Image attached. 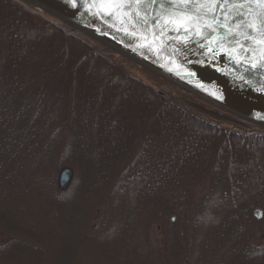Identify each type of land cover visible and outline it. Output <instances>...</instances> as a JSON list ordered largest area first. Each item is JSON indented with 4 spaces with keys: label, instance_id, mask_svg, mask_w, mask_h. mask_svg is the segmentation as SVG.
<instances>
[{
    "label": "trees",
    "instance_id": "1",
    "mask_svg": "<svg viewBox=\"0 0 264 264\" xmlns=\"http://www.w3.org/2000/svg\"><path fill=\"white\" fill-rule=\"evenodd\" d=\"M28 29L42 36L49 33L54 48L59 47L49 62L31 73L26 72L29 56L19 50ZM69 37L78 46L71 42L70 48ZM72 49L77 51L74 60L68 57ZM36 107L41 109L39 115L32 113ZM55 112L57 126L51 127ZM58 127L68 132L73 128L67 135V165L73 168L70 193L95 187L88 237L106 222L118 193L114 191L119 183L111 181L113 173L137 183L132 206L135 213L143 214L138 238H129L131 212L118 230L127 244L126 264H185L186 258L191 264L205 209L210 217L213 206L223 199L218 220L210 223L206 218L201 224L202 247L214 245L217 264H264V180L255 178L262 164L250 159V143L264 134L226 130L192 107L167 100L91 50L84 40L66 36L53 22L35 20L12 0H0V261L14 258L44 264L50 249H56L37 237L47 233L39 215L33 220L28 216L31 176L39 178L47 196L52 192L51 201L63 203L59 194L68 187H58L56 169L41 178L33 164L42 153L41 143L46 149L53 145V135L47 136V131L53 133ZM42 154L43 161L46 154ZM247 181L250 187L240 193ZM197 182L205 192L194 190ZM230 197L236 201L231 203ZM66 222L65 233L71 229L75 233L73 254L87 239L75 242L81 229L74 216L68 215ZM152 225L160 234L157 246L149 237ZM257 229L258 243L249 237Z\"/></svg>",
    "mask_w": 264,
    "mask_h": 264
},
{
    "label": "water",
    "instance_id": "2",
    "mask_svg": "<svg viewBox=\"0 0 264 264\" xmlns=\"http://www.w3.org/2000/svg\"><path fill=\"white\" fill-rule=\"evenodd\" d=\"M23 1L264 133V0Z\"/></svg>",
    "mask_w": 264,
    "mask_h": 264
},
{
    "label": "rangeland",
    "instance_id": "3",
    "mask_svg": "<svg viewBox=\"0 0 264 264\" xmlns=\"http://www.w3.org/2000/svg\"><path fill=\"white\" fill-rule=\"evenodd\" d=\"M14 1L19 7L26 12L30 13L35 17V20L37 21H50L56 24L63 33L67 36L69 34H72L76 37H79V39L84 40L88 43V45L91 47V50L99 53L101 56H103L105 59L109 62H112L118 66H120L130 77L139 80L140 82H143L147 84L149 87L153 88L155 91L159 92L164 98L170 101H174L176 103L181 104L182 106L186 107L189 106L192 107V110L195 112H198L199 114L208 115L216 120H221L222 122L214 121L213 123H216L224 127L226 130H234V131H242L236 128V125L233 127V124H239L242 126H246L249 128H255L256 125L253 123H250L246 120H243L242 118H239L238 116L234 115L233 113H230L226 110H223L222 108H219L201 98H199L196 95H193L192 93L184 90L183 88H180L179 86L169 83V81L159 77L158 75L146 70L145 68L137 65L135 62L125 58L124 56L116 53L112 49L105 47L95 39L82 34L76 29H73L72 27L68 26L64 22L59 21L58 19L52 17L48 13L42 11V9H39L35 6H31V4L23 1V0H12ZM29 34H25L26 40L25 42L20 46L19 50L22 51V54L29 56V61L27 63L28 68L26 67V72L31 73V69L37 67L38 65H42V63L49 62L48 60H51L50 54H53L54 52V44L52 40V35H49V33L44 34L43 36L37 33V31H32L31 29L27 30ZM48 37V38H47ZM68 46L70 48H73L74 46L71 44L74 43L76 46H78V42L71 37L68 38ZM57 45L59 46L58 42ZM64 47V46H61ZM59 48V47H57ZM56 48V49H57ZM84 48V47H83ZM55 49V50H56ZM64 49V48H63ZM75 49V48H74ZM72 49L71 52L69 51L70 60H74L77 56V51ZM58 50V49H57ZM78 50V49H77ZM61 51V50H60ZM64 51V50H63ZM66 51V50H65ZM67 56V55H66ZM53 59V57H52ZM64 66V65H63ZM33 73H36V71H32ZM39 74V73H36ZM92 108V107H88ZM77 109H79V106H77ZM40 108L36 107L32 109V113L39 115ZM93 111V109L91 110ZM45 112V111H44ZM42 115H45V113H42ZM53 120L51 123V127H56L58 122V112H55L53 115ZM233 124H232V123ZM45 129V128H44ZM48 130H50L48 128ZM45 131V130H43ZM73 131V128L69 130H63L62 128H56L55 132L51 133V131H47V136L50 134L53 135L54 141L52 142L53 145H49L47 149L44 146V142L41 143L42 147V153L46 155L42 161L43 154L40 153L39 157L35 162H33L34 165L38 166L40 172L41 178H46L48 173H51L53 169H56V172L54 173L56 176L58 174V171L62 167H68L71 171V180L68 183V188L66 191L62 194H59V199L63 202L61 205L56 203L54 200L51 201V198L48 196L50 193H48V196L45 193L44 187L41 185V181L39 182V178L36 180L34 176H31L30 179V186H29V219L33 220L34 216L37 214L39 215V220L45 227L47 226V233L42 232L38 233L37 237H40L42 241L47 242L48 241V248L50 246H54L56 249L52 250L50 249L51 255H49V260L45 261L44 264H81L80 262H86L88 261L89 264H126L125 257H127V254H125V249H127L126 241H122L123 239H120L119 237V228L124 227L123 220L127 216L128 212H131L133 215V218L129 221L130 228H131V234L129 238L132 240L138 238L139 235V226L138 224L141 222V219H143V214L141 213H135V210L132 206L133 203V197L134 192L136 190L137 183L133 180L128 181L127 177H125V174H119V173H113V176L111 178V181L114 183H119L118 188L115 189V197L113 200V203L106 212L107 213V220L104 222L103 226L100 227L98 230H95L94 233H90L88 237V231L87 226L89 225V218L94 216V209L93 213L91 214V204L93 203V200L95 198L94 189L87 188L84 190H81L77 194L70 193L71 186H72V175H73V168L71 165H67V162L69 160V149L70 145L68 146L67 143L68 136ZM46 132V131H45ZM245 132V131H244ZM247 133V132H246ZM248 133H256V134H264L259 131H252ZM264 137V136H261ZM39 143V142H38ZM251 149V156L250 159L254 162H257L259 164H262L261 167L258 169V173L255 176V178L258 181L264 180V138H260L256 140L253 143H250ZM44 146V147H43ZM69 147L68 149L65 147ZM45 148V149H44ZM66 149V150H65ZM46 150L47 153H46ZM256 163V164H257ZM59 165V166H57ZM30 171V170H29ZM254 178V179H255ZM253 179V180H254ZM125 180V181H124ZM121 181V182H118ZM251 181V180H250ZM198 182L194 185V190L196 189L197 192H201L202 187L201 184ZM243 187L239 190L240 193L243 192L244 188L250 187V182L247 181ZM197 185V186H196ZM138 189V188H137ZM206 191V188L202 190V192ZM238 193V191H237ZM52 197V196H50ZM53 198V197H52ZM231 203H233L236 200H232L230 197ZM226 200L223 199L219 203L213 206L212 213L210 217H208V209H205V216L201 219V224L203 223L204 219H208V221L215 222L218 220L221 207L225 205ZM113 206V207H112ZM254 212L258 211L259 209L255 208L253 209ZM64 211V214L62 215L61 212ZM100 219L103 218V213ZM135 214H137L135 216ZM68 215L72 218L74 216L75 223L78 224L77 226L81 229V234H78V236L75 238V242L79 241H87L81 246L77 247V250L71 251L73 247L71 246L72 238L74 236V230L71 229L68 233H65V225L67 224L66 220ZM76 216V218H75ZM49 218L51 223H46L44 220ZM139 219V221L137 220ZM87 223V224H86ZM200 224L198 231H197V241H195V252L193 253L191 264H217L219 261V253L213 249L214 245L211 244L209 247L206 245L202 247V241L204 238V229L201 227ZM50 225V226H49ZM75 225V224H74ZM115 226L117 228H115ZM85 229V230H84ZM157 227L155 225H152L149 230V237L150 240L157 246L159 244L160 240V234L159 231H157ZM79 233V231H77ZM87 232V234H86ZM43 234V235H42ZM66 236V244L63 243V238ZM127 236V235H126ZM250 240L257 241V243L260 240V230H252L250 234ZM128 238V237H127ZM67 244L69 246H67ZM205 243H203L204 245ZM63 245L67 246L64 247ZM205 247V250H204ZM207 252V253H206ZM53 253V254H52ZM60 254L58 258H55V255ZM40 258L41 256L38 255ZM47 254L44 256L46 258ZM43 257V258H44ZM185 264H189V259L186 258ZM27 260V259H26ZM28 260L24 262H18L17 259L11 258L6 261H0V264H28ZM43 264V263H42Z\"/></svg>",
    "mask_w": 264,
    "mask_h": 264
},
{
    "label": "snow or ice",
    "instance_id": "4",
    "mask_svg": "<svg viewBox=\"0 0 264 264\" xmlns=\"http://www.w3.org/2000/svg\"><path fill=\"white\" fill-rule=\"evenodd\" d=\"M152 3H159V0H151Z\"/></svg>",
    "mask_w": 264,
    "mask_h": 264
}]
</instances>
